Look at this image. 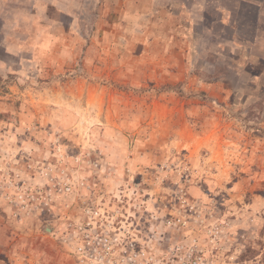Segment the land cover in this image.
Masks as SVG:
<instances>
[{
  "label": "rangeland",
  "instance_id": "obj_1",
  "mask_svg": "<svg viewBox=\"0 0 264 264\" xmlns=\"http://www.w3.org/2000/svg\"><path fill=\"white\" fill-rule=\"evenodd\" d=\"M246 1L0 0V264H96L84 221L104 264H264Z\"/></svg>",
  "mask_w": 264,
  "mask_h": 264
},
{
  "label": "built area",
  "instance_id": "obj_2",
  "mask_svg": "<svg viewBox=\"0 0 264 264\" xmlns=\"http://www.w3.org/2000/svg\"><path fill=\"white\" fill-rule=\"evenodd\" d=\"M77 230L79 239L73 245L75 252L83 257V261L89 260L92 263L104 264V259H106L107 254H111L113 249L110 243L112 244L113 238L117 239V237H111L110 234L103 233L102 229H96L90 221H84ZM106 260L110 261L109 259Z\"/></svg>",
  "mask_w": 264,
  "mask_h": 264
},
{
  "label": "trees",
  "instance_id": "obj_3",
  "mask_svg": "<svg viewBox=\"0 0 264 264\" xmlns=\"http://www.w3.org/2000/svg\"><path fill=\"white\" fill-rule=\"evenodd\" d=\"M241 3H251V4H253L252 2H250V1H246V0H241ZM257 14H258V13H256V15H254V16H255V17H254V18H255V21H254V22H257V19H256V18H257Z\"/></svg>",
  "mask_w": 264,
  "mask_h": 264
}]
</instances>
